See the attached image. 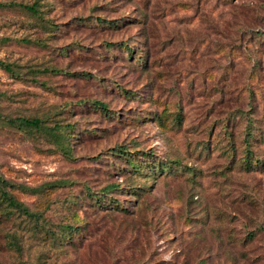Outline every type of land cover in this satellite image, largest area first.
Wrapping results in <instances>:
<instances>
[{
	"label": "rangeland",
	"instance_id": "rangeland-1",
	"mask_svg": "<svg viewBox=\"0 0 264 264\" xmlns=\"http://www.w3.org/2000/svg\"><path fill=\"white\" fill-rule=\"evenodd\" d=\"M0 61L2 118L69 127L0 120V264H264V0H0Z\"/></svg>",
	"mask_w": 264,
	"mask_h": 264
},
{
	"label": "trees",
	"instance_id": "trees-1",
	"mask_svg": "<svg viewBox=\"0 0 264 264\" xmlns=\"http://www.w3.org/2000/svg\"><path fill=\"white\" fill-rule=\"evenodd\" d=\"M24 8L26 9V11H30V12L37 14V10L35 9V7H24ZM108 24H111V21H109ZM115 26L116 25H112V27L114 28ZM129 48L130 47H128L127 44L120 43L118 44V47L116 48V50H119L122 52H125L127 50L128 51L127 53H129L131 52ZM0 67L5 69L6 71H9V67L1 61H0ZM130 96H133V95H130ZM94 105H99L105 108L103 104H100L97 102H95ZM0 120H5V122H7L9 126L14 127L18 130H23V131H39L40 132L46 128H49L50 134L51 136H53L55 142L57 141L60 146L69 144V135H68L69 127H64L60 125L59 123H54L52 127H46L45 125L46 120L36 118V117L34 118L17 117L14 119H8V118H2L0 116ZM119 151L121 153V156L124 157L125 159V165H126L125 168H127V171L129 172L128 174L135 176L136 174H141L139 172L143 171L144 169L149 168L148 162L139 161V159L133 156V154H136V153L132 151H128L126 149H120ZM247 152L248 154L246 156V159H250V152L248 150ZM144 153L145 152H141V154H144ZM247 164H249V167L251 166L250 162H247ZM152 165L159 166L157 168L158 169L161 168V170H163V167H166L165 164H162L159 162L153 163ZM11 187L13 186L0 177V201H3L6 204V207H4V211L12 209L26 216H32L31 213H29L28 209L24 205L16 201L15 198L12 197V195H10V193L7 191V189H10ZM115 190H120V187L119 186L117 187L116 185L108 186L103 189V193L101 194L109 195L110 192H113ZM92 199L97 200V197H93ZM112 203L115 205L117 204L115 200H112Z\"/></svg>",
	"mask_w": 264,
	"mask_h": 264
}]
</instances>
